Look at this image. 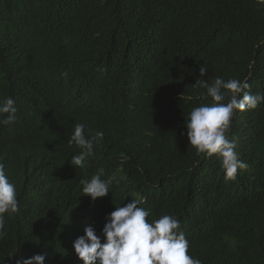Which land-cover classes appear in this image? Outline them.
Segmentation results:
<instances>
[{
	"label": "trees",
	"instance_id": "1",
	"mask_svg": "<svg viewBox=\"0 0 264 264\" xmlns=\"http://www.w3.org/2000/svg\"><path fill=\"white\" fill-rule=\"evenodd\" d=\"M216 77L264 93L257 0H0V100L17 108L15 121L0 125V156L20 199L0 264L34 254L58 264L51 247L63 251L67 238L50 247L54 227L134 193L181 219L188 254L201 264H264V103L240 117L236 110L226 131L247 164L235 180L186 135L191 110L213 103L197 78ZM43 121L61 131L46 134L52 146L34 133ZM77 123L103 132L83 168L69 162L81 151L69 144ZM101 168L110 195L92 200L80 181Z\"/></svg>",
	"mask_w": 264,
	"mask_h": 264
},
{
	"label": "clouds",
	"instance_id": "2",
	"mask_svg": "<svg viewBox=\"0 0 264 264\" xmlns=\"http://www.w3.org/2000/svg\"><path fill=\"white\" fill-rule=\"evenodd\" d=\"M264 5V0H257ZM207 68L200 67V77L207 73ZM195 85L206 89V95L213 103L195 107L186 117V135L189 143L198 154L207 157L218 156L225 180H235L238 169H245L247 164L238 158L235 151L236 141L229 140L226 131L234 114L240 110L242 114L257 110L264 103V93L255 94L248 91L250 85L246 81L216 77L209 84L205 79L197 78ZM227 98V100H226ZM226 101V102H225ZM17 108L11 97L0 100V125H8L15 121ZM84 123L74 126L69 144L81 149L79 154L70 158V164L84 167L86 158L94 155V148L100 144L103 132L86 133ZM61 132L59 127L43 121L34 128L38 139L48 146L47 133ZM104 170L84 178L82 193L92 200H103L110 195L112 179H102ZM87 194V195H86ZM106 195V196H105ZM139 196V198H136ZM88 198V197H87ZM109 207L101 212L84 218L80 222H70L66 227H54L50 232L48 245L51 247L60 237H66L63 251L52 249L60 262L66 264V256L74 259L71 264H201L200 260L188 254L189 241L182 229L185 225L171 210L150 203L147 196L131 194L125 202L111 201ZM20 208L19 190L8 168L7 160L0 156V246L9 241L6 224L9 216L18 213ZM156 212V214L153 213ZM48 208L41 209L45 216ZM16 264H45V254L17 260Z\"/></svg>",
	"mask_w": 264,
	"mask_h": 264
},
{
	"label": "bare ground",
	"instance_id": "3",
	"mask_svg": "<svg viewBox=\"0 0 264 264\" xmlns=\"http://www.w3.org/2000/svg\"><path fill=\"white\" fill-rule=\"evenodd\" d=\"M110 190V189H109ZM39 194H41V192L40 191H37ZM122 197L124 198V195L123 194H121V199H122ZM136 198H139V196H136ZM122 202H125V199L124 200H122ZM111 203H113V202H111ZM153 213L154 214H156V212H154L153 211Z\"/></svg>",
	"mask_w": 264,
	"mask_h": 264
}]
</instances>
